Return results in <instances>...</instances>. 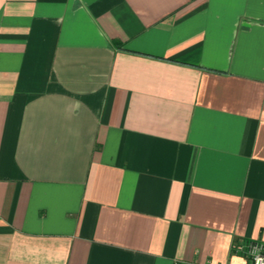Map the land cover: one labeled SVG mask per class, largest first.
I'll list each match as a JSON object with an SVG mask.
<instances>
[{"label":"crops","instance_id":"obj_1","mask_svg":"<svg viewBox=\"0 0 264 264\" xmlns=\"http://www.w3.org/2000/svg\"><path fill=\"white\" fill-rule=\"evenodd\" d=\"M264 242V0H0V264H252Z\"/></svg>","mask_w":264,"mask_h":264},{"label":"built area","instance_id":"obj_2","mask_svg":"<svg viewBox=\"0 0 264 264\" xmlns=\"http://www.w3.org/2000/svg\"><path fill=\"white\" fill-rule=\"evenodd\" d=\"M232 249L235 253L248 258L252 264H264V242L262 241L234 242Z\"/></svg>","mask_w":264,"mask_h":264}]
</instances>
